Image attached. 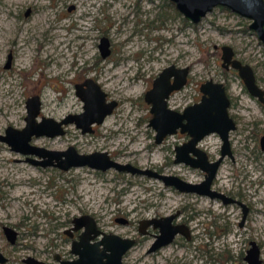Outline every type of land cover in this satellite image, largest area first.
<instances>
[{
	"label": "rangeland",
	"instance_id": "rangeland-1",
	"mask_svg": "<svg viewBox=\"0 0 264 264\" xmlns=\"http://www.w3.org/2000/svg\"><path fill=\"white\" fill-rule=\"evenodd\" d=\"M249 24L222 6L191 23L168 0H0V135L8 126H25L26 99L33 95L41 100L38 119L80 113L83 102L74 85L91 78L108 100L117 101L113 113L91 133L69 124L64 135L32 137L31 144L51 150L72 145L80 153L106 151L123 164L199 181L196 171L172 161L174 146L184 137L154 142L143 94L162 68L188 66V82L168 104L181 110L197 100L201 82L223 79L220 49L214 48L221 45L232 47L254 69L264 89V45ZM101 38L109 42L106 56L99 49ZM8 55L12 59L6 68ZM229 92L239 119L230 136L234 160L225 158L216 181L220 189L246 198L251 206L247 221L239 224L241 209L233 204L201 201L190 242L177 235L178 243L155 253L147 252L152 236H140L124 255V264H247L244 255L251 239L264 261V151L259 145L264 105L234 76ZM201 145L217 157L221 140L213 133ZM28 158L34 156L15 152L0 140V251L7 257L0 264H28V255L46 264H58L55 253L74 257L72 237L64 231L75 215L88 213L104 231L136 236L140 219L172 212L192 200L187 192L148 175L87 166L63 171L34 165ZM2 223L16 230L14 243Z\"/></svg>",
	"mask_w": 264,
	"mask_h": 264
},
{
	"label": "water",
	"instance_id": "water-1",
	"mask_svg": "<svg viewBox=\"0 0 264 264\" xmlns=\"http://www.w3.org/2000/svg\"><path fill=\"white\" fill-rule=\"evenodd\" d=\"M175 9L189 22L199 23L215 7L222 6L232 12L250 20L249 28L256 34L258 40L264 45V0H168ZM99 49L102 56L109 54V42L101 38ZM232 49L228 45L222 46L223 65L231 64L238 70L249 93L264 102L263 91L256 84L252 68L248 64H242L239 60L232 58ZM11 55H8L5 67L10 65ZM189 67H177L169 65L152 80L151 87L144 93V100L149 105L151 117L148 126L155 131L154 142L161 143L167 136L174 135L178 131L188 135L189 139L175 147V163H185L193 167H200L206 172L205 179L199 184H192L175 175L162 174L156 171L144 170L130 164L120 163L110 157L106 151H94L91 153H80L72 145L64 150H51L45 147L33 145L31 138L46 136L55 137L64 134L63 125L73 123L80 128L82 133L92 132L93 124H100L110 115L117 106V101L106 99V93L100 85L91 78L75 84L76 95L83 102L80 113L68 114L60 120L51 117L40 116L41 100L38 95L28 97L26 100L25 126L21 129L8 126L0 140L5 142L11 150L23 155H31L34 158L28 160L34 165L43 167H56L68 170L72 167L87 166L96 170L105 171L110 168L119 172L131 174L148 175L161 180L167 186H174L184 192H202L211 196H221L224 201L233 200L231 197L211 190V181L216 174L219 163L223 156H231L229 148V132L235 129V123L229 116V98L221 83L207 79L200 84V100L187 105L178 111L168 106L167 99L171 92L180 90L186 83ZM216 133L219 135L221 146V157L209 163L207 156L197 144L207 135ZM264 149V137L261 141ZM193 151L201 159L190 160L189 152ZM175 213L159 218L151 217L141 220L142 224L159 225L160 233L152 242L149 250L155 249L163 243L169 242L178 231L188 236L187 228L182 224H172L171 218ZM125 221V219H118ZM73 225L65 229L70 236L72 230L80 229L78 237L72 239L70 252L73 258H60L59 264H124L123 256L134 244L133 237L122 236L112 231H104L97 225L95 218L83 213L72 218ZM7 235L13 240L14 231L4 226ZM245 259L249 264H260L259 248L252 242ZM0 260L5 257L0 253ZM30 264H38L33 257L25 258Z\"/></svg>",
	"mask_w": 264,
	"mask_h": 264
},
{
	"label": "flooded vegetation",
	"instance_id": "flooded-vegetation-1",
	"mask_svg": "<svg viewBox=\"0 0 264 264\" xmlns=\"http://www.w3.org/2000/svg\"><path fill=\"white\" fill-rule=\"evenodd\" d=\"M74 7V6H73ZM256 35V34H255ZM257 37V36H256ZM222 46H224V45H221L219 48L217 47V46H214V48L216 49V50H218V49H220V62H219V69H220V71H221V75H222V80H214V79H210V80H213V82H218V83H221L223 86H224V88H225V91H226V94H227V96H228V98H229V107H228V113H229V116L233 119V121H234V123H235V129H233V130H231L230 132H229V148H230V151H231V156L230 155H228V154H225L224 156H223V158H222V160H221V162L219 163V166H218V168H217V171H216V174H215V176L213 177V179H212V181H211V186H210V188H211V190L212 191H214V192H219V193H223V194H225V195H227V196H229V197H231L233 200H231V201H228V202H226V201H224V199L221 197V196H217V195H214V196H211L210 194H207V193H202V192H195V191H190V192H187L188 194H189V197L192 199V200H194V201H190V203H188L186 206H183V207H181V208H177V209H175L174 211H172V212H169V213H165V214H158V215H155V216H153V217H156V218H159V217H162V216H167V215H171V214H173V213H175V215L171 218V223L172 224H182V225H184L186 228H187V232H188V236L187 235H185L183 232H181V231H178V232H176L175 234H174V236H173V238L169 241V242H167V243H163V244H160L159 246H157L155 249H153V250H149V248H150V246H151V244H152V242L156 239V236L160 233V228H159V225L158 226H155V225H153V224H151V223H149V224H146V223H144V224H142L140 221L141 220H143V219H146V218H143V219H140L139 221H138V224H137V226H136V236H128V237H133L134 239H135V242H134V244L136 243V241H137V238L138 237H140V236H147V235H150V236H152V238H153V240L150 242V244H149V246L147 247V252H152V251H154L155 253H160V251H161V249L164 247V246H166V245H168V244H170V243H178V238L179 237H185V239H186V242L188 243V242H190L193 238H194V232H193V229L194 228H196V227H194L195 225H196V219H197V222L199 223V221H200V219H198L199 218V215H200V213H201V211H200V209H198V207H199V205H200V202L201 201H204V202H206V201H213V202H217L218 204H221V205H223V206H225V205H229V204H233V205H235V206H237V207H239L240 209H241V215H240V217H241V219L239 220V224L240 225H243V224H245V222L247 221V219H248V215H249V212H251V206L249 205V203L246 201V198H244L239 192H235V191H233V190H231V191H225V189H220L219 187H217L218 185H217V174H218V170H219V167H220V165L224 162V160H225V158L226 157H230L232 160H234V156H233V152H232V148H231V132L232 131H235L236 129H237V127H238V116L236 115V111H235V103H236V100H235V98H233L232 96H231V94H230V92H229V90H230V81H231V79H232V77L234 76L235 78H238V80L240 81V82H242V84H243V86L245 87V89L247 90V92L249 93V91H248V89L246 88V86H245V84H244V82H243V80L241 79V77H240V75H239V73H238V70L237 69H235V68H233L232 66H231V64H226V65H223V61H222V58H221V56H222ZM231 49H232V58L233 59H237V60H239L242 64H246V63H244L242 60H240V59H238L237 57H236V55H235V52H234V49L231 47ZM11 59H12V56H11ZM7 62V61H6ZM10 64H11V60H10ZM251 67V66H250ZM252 68V67H251ZM189 71H190V68H189ZM252 71H253V74H254V77H255V82H256V84L262 89V91H263V97H264V89L259 85V83H258V81H257V78H256V75H255V72H254V69L252 68ZM188 75H189V72H188ZM188 75H187V80H186V83L188 82ZM154 79V78H153ZM85 80V79H84ZM84 80H82V81H80V82H77V83H81V82H83ZM206 81V80H205ZM204 82V81H203ZM203 82H201V83H203ZM77 83H75V84H77ZM186 83H185V85H186ZM200 83V84H201ZM151 84H152V82H151ZM184 85V86H185ZM183 86V87H184ZM151 87V86H150ZM149 87V88H150ZM182 87V88H183ZM199 87H200V85H199ZM74 88H75V85H74ZM148 88V89H149ZM181 88V89H182ZM102 89V88H101ZM176 91H178V90H176ZM176 91H173V92H171L170 93V95H169V97H168V99H167V103L169 102V98H170V96L172 95V94H174ZM106 93V92H105ZM145 93V92H144ZM199 96L201 97V93H200V91H199ZM250 94V93H249ZM75 95H76V88H75ZM77 96V95H76ZM250 96H252L253 98H255V99H257V101L258 102H260L262 105H264V102H262L261 100H259V98L258 97H256V96H254V95H252V94H250ZM78 97V96H77ZM200 97L197 99V100H194L192 103H194V102H197V101H199L200 100ZM79 98V97H78ZM80 99V98H79ZM106 99H107V101H108V95H107V93H106ZM143 99H144V94H143ZM27 100V99H26ZM109 100H112V99H109ZM145 101V100H144ZM192 103H190V104H192ZM117 105H118V103H117ZM189 105V104H188ZM168 106H169V104H168ZM187 106V105H186ZM186 106H184V107H186ZM117 107V106H116ZM115 107V108H116ZM170 107V106H169ZM183 107V108H184ZM235 107V108H234ZM114 108V109H115ZM172 108V107H171ZM183 108L181 109V110H183ZM173 109H175V110H178V111H181V110H179V109H176V108H173ZM41 110V109H40ZM113 113V112H112ZM111 113V114H112ZM65 117V116H64ZM71 124H73V123H71ZM69 124H67V125H63V129H64V134H65V132H66V127L68 126ZM74 125V124H73ZM94 125H97V124H93L92 125V129L94 130L95 128H96V126H94ZM75 126V125H74ZM76 127V126H75ZM77 129H79L80 130V132H81V129L80 128H77ZM93 132V131H92ZM82 133V132H81ZM86 133H91V132H86ZM63 134V135H64ZM82 134H84V133H82ZM211 134H213V133H211ZM216 134V133H215ZM174 135H176V136H182V137H184L185 139H183L182 141H180L178 144H176L175 146H174V158H173V162H174V159H175V147H177V146H179V145H182L183 143H185L188 139H189V137H188V135L187 134H185V133H180L179 131L176 133V134H174ZM210 135V134H209ZM218 135V134H217ZM61 136V135H60ZM208 136V135H207ZM207 136H205V137H207ZM219 136V135H218ZM34 137V136H33ZM205 137L197 144V146L201 149V150H203L204 152H205V154H206V156H207V161L209 162V163H213L214 161H216V160H218L220 157H221V146H222V141H221V145H220V149H219V153H218V155H217V157H215V156H213L211 153H210V151L207 149L208 147L206 146V147H204V146H202L201 145V143H202V141L205 139ZM264 137V134L263 135H261L260 136V138H259V145H260V148H261V150H263L264 151V149L262 148V144H261V141H262V138ZM220 138V137H219ZM32 139V138H31ZM221 140V139H220ZM30 143H31V141H30ZM189 158H190V160H198V159H201V157H198L197 156V154L196 153H194L193 151H190L189 152V156H188ZM175 163V162H174ZM182 163V162H181ZM176 164V163H175ZM184 166H186V167H188V168H190L191 170H193V171H196L199 175H200V180L199 181H192V180H188L187 182H190V183H192V184H199V183H201L204 179H205V175H206V172L205 171H203L200 167H193V166H191V165H189V164H185V163H182ZM37 166H40V167H43V166H41V165H37ZM44 168V167H43ZM70 169V168H69ZM64 171V170H63ZM176 176V175H175ZM167 186V185H166ZM172 188H174V189H176V191H180V190H178L177 188H175L174 186H172ZM180 192H184V191H180ZM210 203V202H209ZM208 209H209V207H208ZM117 218L118 219H121L122 217H116L115 219L117 220ZM151 218V217H150ZM122 219H124V218H122ZM117 221H120V222H124V221H121V220H117ZM128 221V219H125V222H127ZM73 225V224H72ZM71 225V226H72ZM2 226H3V232H4V234L6 235V238L11 242V243H14L15 242V240H16V237H17V232H16V230L15 229H13L11 226H9V225H7V224H3L2 223ZM4 226H6V227H9L10 229H12L13 231H14V233H15V235H14V238H13V240H11V238L7 235V233L5 232V230H4ZM70 226V227H71ZM79 230V231H78ZM73 231H78L77 233H76V237H74L73 236ZM72 231V235H70V237H72V239H76L77 237H78V233L80 232V229H77V230H73ZM65 232V231H64ZM66 233V232H65ZM67 234V233H66ZM68 235V234H67ZM177 235H178V238H177ZM69 236V235H68ZM74 237V238H73ZM72 239H71V241H72ZM252 242H255V244L258 246V248H259V254H260V247H259V245H258V243L256 242V241H254V240H250L249 241V243H250V245L247 247V249H246V254H247V251H248V249L252 246ZM133 244V245H134ZM132 245V246H133ZM131 246V247H132ZM130 247V248H131ZM70 248H71V245H70ZM129 248V249H130ZM128 249V250H129ZM127 250V251H128ZM126 251V252H127ZM0 253L3 255V257H5V260L4 261H6V259H7V257L0 251ZM126 254V253H125ZM124 254V255H125ZM245 254V255H246ZM56 255H59L60 256V258H66V257H63L62 255H60V254H58V253H55L54 254V258L56 259ZM245 255H244V259H245ZM28 257H33L34 259H36V260H38V264H46L44 261H42V260H40V259H38V258H36V257H34V256H32V255H28V256H26V258H28ZM74 257H75V255H74ZM124 257V256H123ZM260 257V256H259ZM70 258H73V257H70ZM260 259H261V262H260V264H263L264 263V261H263V259L260 257ZM57 261H58V264H59V260L58 259H56ZM246 261H247V264H249V262H248V260L247 259H245ZM4 261H1L0 260V262H4ZM24 261H25V258H24ZM26 262V261H25ZM26 263H28V262H26ZM28 264H30V263H28Z\"/></svg>",
	"mask_w": 264,
	"mask_h": 264
}]
</instances>
